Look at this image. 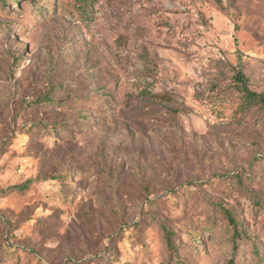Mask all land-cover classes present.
I'll return each mask as SVG.
<instances>
[{
	"label": "rangeland",
	"instance_id": "rangeland-1",
	"mask_svg": "<svg viewBox=\"0 0 264 264\" xmlns=\"http://www.w3.org/2000/svg\"><path fill=\"white\" fill-rule=\"evenodd\" d=\"M1 1L0 264H264V0Z\"/></svg>",
	"mask_w": 264,
	"mask_h": 264
},
{
	"label": "trees",
	"instance_id": "trees-1",
	"mask_svg": "<svg viewBox=\"0 0 264 264\" xmlns=\"http://www.w3.org/2000/svg\"><path fill=\"white\" fill-rule=\"evenodd\" d=\"M16 1H19V0H16ZM1 4H2V7L4 9H8L10 3H9L8 0H2ZM234 79L237 82L238 86L240 87V90L242 91L243 97H244L245 102L247 104H249L250 106L256 105V104H260L262 107H264V94H258V93L254 92L253 90L250 89L249 80L247 79V77L245 76V74L243 73L242 70H240V69L239 70H235ZM61 88H62V86H61ZM57 90H58L57 86L49 84L48 89L45 92V94L39 100H37L36 103L38 105H46V104L47 105L48 104L49 105H55L57 103V101L54 99V97L52 95ZM30 183L31 182H27L26 184H23V185H20V186H15L13 189L24 191V190H26L28 188ZM230 223H233V222H230ZM162 229L164 231L165 238L167 240L168 246L172 250V253H174L175 251L173 250L172 235L167 230L166 227H163ZM6 238H7L6 241L9 242L8 236ZM236 249L237 248H235V251H236Z\"/></svg>",
	"mask_w": 264,
	"mask_h": 264
}]
</instances>
